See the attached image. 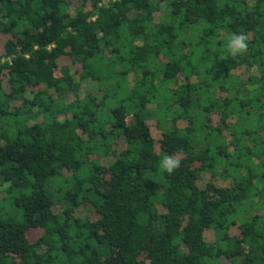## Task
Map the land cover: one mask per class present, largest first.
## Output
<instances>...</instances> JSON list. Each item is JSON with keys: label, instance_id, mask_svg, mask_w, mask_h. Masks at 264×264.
<instances>
[{"label": "trees", "instance_id": "1", "mask_svg": "<svg viewBox=\"0 0 264 264\" xmlns=\"http://www.w3.org/2000/svg\"><path fill=\"white\" fill-rule=\"evenodd\" d=\"M0 264H264V0H0Z\"/></svg>", "mask_w": 264, "mask_h": 264}, {"label": "clouds", "instance_id": "2", "mask_svg": "<svg viewBox=\"0 0 264 264\" xmlns=\"http://www.w3.org/2000/svg\"><path fill=\"white\" fill-rule=\"evenodd\" d=\"M248 51V36L244 33L233 34L228 43L227 52L232 57L243 55ZM181 166V160L177 155L164 156L161 161V168L168 174H172Z\"/></svg>", "mask_w": 264, "mask_h": 264}]
</instances>
